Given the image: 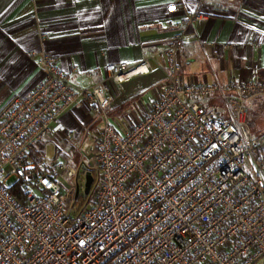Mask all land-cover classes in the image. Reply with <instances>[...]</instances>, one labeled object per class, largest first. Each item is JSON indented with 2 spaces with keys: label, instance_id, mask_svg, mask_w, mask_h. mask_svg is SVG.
<instances>
[{
  "label": "built area",
  "instance_id": "obj_1",
  "mask_svg": "<svg viewBox=\"0 0 264 264\" xmlns=\"http://www.w3.org/2000/svg\"><path fill=\"white\" fill-rule=\"evenodd\" d=\"M181 42L163 51V79L140 111L114 112L105 84L148 73L156 54L108 63L97 83L78 86L40 53L42 80L0 107V264H264V132L252 135L245 105L264 79L252 69L225 86L230 118H220L197 100L219 86L182 79ZM83 106L100 128L79 140L61 116ZM53 138L92 161L76 169L57 159ZM62 176L75 186L63 188Z\"/></svg>",
  "mask_w": 264,
  "mask_h": 264
},
{
  "label": "crops",
  "instance_id": "obj_2",
  "mask_svg": "<svg viewBox=\"0 0 264 264\" xmlns=\"http://www.w3.org/2000/svg\"><path fill=\"white\" fill-rule=\"evenodd\" d=\"M172 4L179 10L169 11ZM190 13L206 19L187 24ZM176 35L182 39L176 54L182 79L217 84L209 97L197 100L229 119L232 91L223 88L247 79L252 69L264 79V0H0V107L42 80L41 52L54 56L78 86L97 83L108 63L131 64L156 54L158 63L148 73L120 87L105 84L114 95V112L126 106L140 111L133 99H144L163 79V51ZM245 105L257 136L264 132V93L246 97ZM61 121L79 140L100 128L87 106L69 109Z\"/></svg>",
  "mask_w": 264,
  "mask_h": 264
},
{
  "label": "rangeland",
  "instance_id": "obj_3",
  "mask_svg": "<svg viewBox=\"0 0 264 264\" xmlns=\"http://www.w3.org/2000/svg\"><path fill=\"white\" fill-rule=\"evenodd\" d=\"M141 95L139 97H137L140 100L143 98ZM137 98H135L133 100H136V106L140 107V103H139V101H138ZM99 126H100V124H99ZM97 135H98V130L97 129H93V130H91V131L88 132V136L87 135L86 136L83 135L84 137H82V139H80V140L87 139L88 137L89 138H91V137L93 138V137H95ZM52 140L56 144V148H57L56 149L57 150V159H60L61 158L60 157L61 156L60 155L61 152L62 153H64V152H67V153L71 152V153H73V158L74 159H73V161H70L69 164L71 166H73L74 168H76V169L81 168V166H82L81 162H87V163H89V162L92 161L91 155H84V156H82L81 153L76 148H74L70 143H68L66 141H63L61 138H59V139L58 138L57 139L56 138H53ZM44 142H45V140H44ZM41 144L42 143H39V145H41ZM48 152L51 155V153H52V147L51 146L48 147ZM12 180L13 179L9 180V182H11ZM59 182L63 186V188H66L67 185H69V187L70 186H75L76 179H75V177L67 178L66 176H62L60 178V181ZM81 182H82V180L79 178L78 179V183L81 184Z\"/></svg>",
  "mask_w": 264,
  "mask_h": 264
},
{
  "label": "water",
  "instance_id": "obj_4",
  "mask_svg": "<svg viewBox=\"0 0 264 264\" xmlns=\"http://www.w3.org/2000/svg\"><path fill=\"white\" fill-rule=\"evenodd\" d=\"M91 182H92V175L89 171H87L86 175H85V184H84L85 185V193L88 192Z\"/></svg>",
  "mask_w": 264,
  "mask_h": 264
},
{
  "label": "trees",
  "instance_id": "obj_5",
  "mask_svg": "<svg viewBox=\"0 0 264 264\" xmlns=\"http://www.w3.org/2000/svg\"><path fill=\"white\" fill-rule=\"evenodd\" d=\"M75 148V147H74ZM74 150V149H73ZM61 157L64 158L68 163L73 161V153L69 152L67 154L61 152ZM35 159H37L36 155L34 154Z\"/></svg>",
  "mask_w": 264,
  "mask_h": 264
}]
</instances>
